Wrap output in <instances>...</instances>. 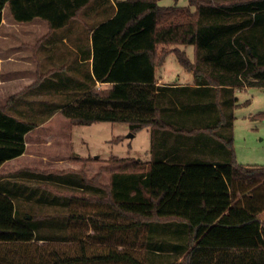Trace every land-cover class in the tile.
Returning a JSON list of instances; mask_svg holds the SVG:
<instances>
[{
	"label": "trees",
	"instance_id": "obj_1",
	"mask_svg": "<svg viewBox=\"0 0 264 264\" xmlns=\"http://www.w3.org/2000/svg\"><path fill=\"white\" fill-rule=\"evenodd\" d=\"M90 1L0 0V24L8 4L17 22L40 18L49 29L59 28ZM160 1L113 0L114 15L91 35L93 77L110 89L90 90L62 107L75 125L125 123L133 133L147 130L151 161L111 157L106 188L74 175L26 172L75 192L51 210L67 218L62 236H49L43 223L17 219L11 194L0 191V246L16 247L22 259L32 247L39 254L38 262L25 257L21 264H142L135 246L118 250L110 244L131 232V245L144 246L154 222L186 225V244L173 246L185 248L182 264H264V167L237 163L233 149L235 90H264V0H188L186 7ZM169 46H192L193 60ZM169 52L192 74L195 87L156 84L155 71ZM166 99L170 106L162 105ZM252 119L264 120V112ZM34 127L0 108V166L24 153V136ZM205 136L214 157L197 153L207 148L200 143ZM221 154L224 159L214 160ZM83 227L93 234L80 233ZM145 231L150 234L143 238ZM89 239L105 245L103 251L89 255ZM53 240L61 241L58 247L44 245ZM62 243L76 245L61 254ZM0 264H16L15 257Z\"/></svg>",
	"mask_w": 264,
	"mask_h": 264
},
{
	"label": "rangeland",
	"instance_id": "obj_2",
	"mask_svg": "<svg viewBox=\"0 0 264 264\" xmlns=\"http://www.w3.org/2000/svg\"><path fill=\"white\" fill-rule=\"evenodd\" d=\"M172 4L171 0H161L159 2V5L164 7ZM176 5L186 7L188 6V0H178ZM191 10H193L192 7ZM11 17L6 9L2 15L0 26V44L3 37L7 36L9 32L17 35L16 27H18V24L14 23ZM177 47L180 48L181 46ZM184 51L187 58L192 61L193 47L186 46ZM162 69L165 76L169 74V77L174 81L177 77L181 80H192L191 73L185 71L178 64L172 52L167 55ZM236 96L239 102V106L234 111L233 129V149L236 162L244 166L264 167V120H250L251 116L264 112V90L249 88L237 92ZM58 129V125H47L39 128L38 135L42 137L43 141L41 139L42 142L35 145L32 144L34 142L28 141L30 145H28L27 156L8 162L0 169V187L8 188V193L11 194L15 205L16 218L20 220L22 218L30 219L31 226L37 225L39 222L45 224L48 226L46 233L49 236H62L67 232L63 233V223L67 221V218L63 214L58 215L51 210L62 208L55 207V204L59 202L62 204L61 200H66L72 194L75 195V192L71 193V191L66 190L69 189L68 186L56 185L57 188L54 187L55 185L47 186V184L41 182L42 180L45 181L47 177L41 180L39 178H27L26 172L47 176L50 174L74 175L77 181L83 178L85 183L106 188L110 181V171L107 168L111 157L138 160L142 164H145L150 158V135L145 129L133 133L125 123L103 122L87 126H73L72 134L66 140L64 139L66 137L51 138L50 136L55 135ZM78 209L83 211L81 207ZM95 209L96 207L89 208L91 215H93ZM31 216H37L38 219L31 218ZM260 217L263 218V213ZM180 224L184 225L186 229L185 224ZM150 225L155 236L150 235L147 238L145 236H148L150 231H145L143 233L145 248L137 250L140 253L139 257L142 259V264H182L186 254L185 248L178 247L174 251L173 246L174 244L180 246L186 244L183 227L174 222H154ZM74 229L73 231H78L77 228ZM80 233L88 234L90 232L89 229L83 227ZM60 242L53 240L44 245L58 247ZM42 243L38 242L37 245H42ZM91 243L89 241L88 246ZM138 243L139 246H143L141 242ZM62 245L64 248L62 247L60 250L61 254L66 249L75 248L76 244L62 243ZM19 252L20 250L16 247L14 249L0 246V259L15 257L16 264H21L22 261H27L25 257H28V259L33 257L38 262L39 254L33 251V247L31 253L28 251L24 254V259L20 258L21 252ZM87 253H91L90 248Z\"/></svg>",
	"mask_w": 264,
	"mask_h": 264
},
{
	"label": "crops",
	"instance_id": "obj_3",
	"mask_svg": "<svg viewBox=\"0 0 264 264\" xmlns=\"http://www.w3.org/2000/svg\"><path fill=\"white\" fill-rule=\"evenodd\" d=\"M6 9L10 14L7 4L2 15ZM115 11L113 0H92L64 26L52 29H49L47 22L40 18H34L29 22H17L11 17L18 27H16L17 35L9 32L7 36L3 37L0 44V108L7 107L9 114L13 117L34 123L35 127L24 136V153L4 162L0 169L8 162L27 156L29 142H34L32 144L35 145L43 141L42 137L38 135V130L41 127L58 125L56 136L52 134L50 137H66L64 138L66 140L72 134L73 126L78 125L73 124L62 114V107L74 104L77 99L90 90L110 89L109 84L97 82L93 77L91 35L93 29L102 21L112 17ZM9 23L13 25L11 21ZM185 47L170 46L169 50L177 48L185 52ZM162 67L163 64L155 71L157 85L173 89L195 87L193 76L191 81L181 80L179 77L174 81L169 77V74L165 76ZM245 89L249 88L235 90V95ZM208 100L211 98L209 97ZM162 105L170 106L168 99L162 102ZM250 120L257 121L252 119V116ZM200 133L205 134L204 131ZM201 138L200 143L207 142V148L203 152H197L199 157L203 155L214 157V153L211 151V140L206 136ZM221 159H224V154L216 155L214 158L218 161ZM150 161L151 155L146 163ZM0 191L9 195L8 188L0 187ZM70 230L75 229L71 228ZM89 232L88 234H93L90 229ZM127 235L128 239L124 238V241L118 244L112 241L113 243L110 245L118 250L131 246H135V250L145 248V246H139L137 241L134 242L135 245H131V232H127ZM89 241L92 242L88 246L91 249L89 255L96 251H103L105 245L95 243L91 239ZM89 248H87V252Z\"/></svg>",
	"mask_w": 264,
	"mask_h": 264
}]
</instances>
